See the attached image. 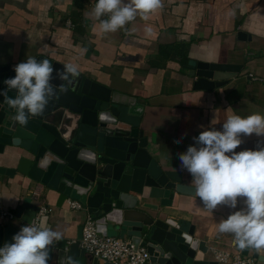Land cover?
<instances>
[{"label":"crops","instance_id":"crops-1","mask_svg":"<svg viewBox=\"0 0 264 264\" xmlns=\"http://www.w3.org/2000/svg\"><path fill=\"white\" fill-rule=\"evenodd\" d=\"M86 1L89 6L80 16L84 32L79 33L68 25L75 0H0V65L15 67L28 57L43 55L63 65L72 63L93 81L135 97L144 108L140 127L148 138V152L165 171L181 173L189 190L165 213L196 225V237L210 247V260H215V249L242 256L233 236L220 233L217 223L240 210L243 198L237 209L221 205L214 212L206 210L195 195L191 175L181 170L179 154L196 146L194 138L202 130L221 129L232 114L226 112L229 107L241 116L264 115V0H162L161 8L147 21L137 15L106 34L87 15L95 0ZM149 27L151 34L146 33ZM177 45H182L189 61L241 68L235 73L191 71L180 56H161V47ZM200 77L225 84L213 90L195 89ZM242 140L235 151L264 146V137L255 134ZM1 167L13 164L0 155ZM26 198L51 209L47 227L60 231L68 241L76 239L78 227L88 217L69 210L67 204L58 209L57 195L43 185L20 174L0 173V206L16 217L0 216V226L20 230L25 225L20 216ZM255 264L264 263L256 260Z\"/></svg>","mask_w":264,"mask_h":264},{"label":"water","instance_id":"water-1","mask_svg":"<svg viewBox=\"0 0 264 264\" xmlns=\"http://www.w3.org/2000/svg\"><path fill=\"white\" fill-rule=\"evenodd\" d=\"M54 69L63 64L46 56ZM12 65H0V91L4 81L13 78ZM241 66L188 62L191 71L238 72ZM54 85L66 83L55 78ZM225 82L200 77L195 89L213 90ZM15 97V91L9 92ZM106 111L115 119L101 121ZM143 105L135 97L123 95L85 76H79L66 92L50 101L42 115L29 117L26 125L15 121V113L0 96V155L13 164L0 173L29 178L57 195L56 207L78 201L83 214L90 216L103 236L130 238L142 244L149 264H221L210 260L208 244L196 237V225L168 217L166 209L176 207L187 193L181 173L165 171L147 150L148 138L141 129ZM153 202V203H152ZM20 220L27 224L40 213L41 206L26 198ZM48 215H43L47 227ZM84 225L77 237L62 239L52 246L49 264H60L61 257L72 256L78 264H109L87 255L80 246ZM19 229L0 226V247L12 242ZM252 257L264 263V252ZM249 257V250L242 251Z\"/></svg>","mask_w":264,"mask_h":264},{"label":"clouds","instance_id":"clouds-1","mask_svg":"<svg viewBox=\"0 0 264 264\" xmlns=\"http://www.w3.org/2000/svg\"><path fill=\"white\" fill-rule=\"evenodd\" d=\"M161 6L162 0H95L87 15L94 17L100 31L106 34L123 28L137 15L147 21ZM146 33L151 34L150 27ZM13 71L15 76L4 81L6 87L0 96L14 111V119L20 125H26L31 116L42 115L58 92H66L79 76L78 66L72 63L56 70L49 60L34 57L20 62ZM54 72L55 78L66 83L54 85ZM12 91L16 93L14 98L9 95ZM226 112L232 114L221 129L202 130L194 138L196 146H189L185 153L179 154L181 170L191 175L195 195L210 212L221 205L237 209L239 199L243 198L244 206L221 219L217 228L220 233L231 234L239 249L261 253L264 252V146L235 150L243 143L242 136L264 137V115L241 116L231 107ZM98 118L115 119L106 111H101ZM62 239L60 231L46 227L43 221L37 223L34 218L20 228L12 242L0 247V264H49L52 246ZM220 258L218 255L217 259ZM60 264H78V261L65 256Z\"/></svg>","mask_w":264,"mask_h":264},{"label":"built area","instance_id":"built-area-1","mask_svg":"<svg viewBox=\"0 0 264 264\" xmlns=\"http://www.w3.org/2000/svg\"><path fill=\"white\" fill-rule=\"evenodd\" d=\"M68 25L74 28L71 20H68ZM33 196H38V193L33 192ZM67 205L71 211H80L82 209V205L78 201H69ZM50 211L51 209L47 205L41 206L40 213L36 217L37 223H39L41 216L46 215ZM0 216L10 220L16 218L15 214L1 206ZM83 225L80 246L87 255L101 259L109 264H149V255L142 244L136 248L131 239L101 235L97 231L96 222L90 216L86 218ZM212 254L215 261L221 264H255L256 262L254 258L232 255L230 252L221 249L213 250ZM218 255L221 257L220 259H217Z\"/></svg>","mask_w":264,"mask_h":264},{"label":"trees","instance_id":"trees-1","mask_svg":"<svg viewBox=\"0 0 264 264\" xmlns=\"http://www.w3.org/2000/svg\"><path fill=\"white\" fill-rule=\"evenodd\" d=\"M75 3H76L75 13H73L71 16V22L74 24V28L76 32L83 33L84 29L82 27V18H80V16L82 11L85 10L89 6V4L87 3L86 0H75ZM171 53L180 56L182 64L186 65L188 63L189 59L182 45L163 46L160 48V54L165 58H169Z\"/></svg>","mask_w":264,"mask_h":264}]
</instances>
